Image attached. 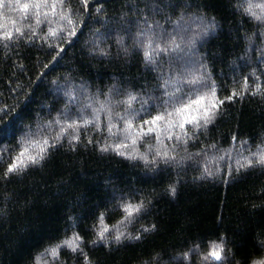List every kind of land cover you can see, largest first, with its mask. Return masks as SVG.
<instances>
[{"label": "trees", "instance_id": "16d2710c", "mask_svg": "<svg viewBox=\"0 0 264 264\" xmlns=\"http://www.w3.org/2000/svg\"><path fill=\"white\" fill-rule=\"evenodd\" d=\"M8 2L4 0V7L0 8V33H13L9 39L0 35V126L5 129L0 133V264H85V257L91 264H212L203 259L210 245L219 242V235L231 237L236 232L243 233L236 236L237 244L242 246L230 244L229 247L237 253V259L259 256L264 251L258 247L257 240L258 234L264 239V210L259 209L264 204V169L242 168L239 174L235 171L250 152H257L258 146L264 148V59L261 56L264 25L250 14L242 15L244 8L252 4V11L264 16V8L259 7L264 0H183V4L191 7L183 9L181 5L174 14L171 10L156 14L152 0H89L90 7L84 8L83 0H56L54 12L52 0H48L49 7H42L39 16L31 8L27 13L19 8L10 10ZM237 5L241 6L237 8ZM89 12L90 18L86 15ZM122 15L134 25L147 18L157 33L166 30L172 34L171 37L165 34L156 44L164 47L168 42L171 48L170 40L174 39L181 45L180 49H172L163 59L154 56L161 65L155 70L145 64L143 55L151 49L142 48L127 57L118 53L117 39H124L131 51L138 30L133 26L132 34L113 32L104 39L105 20H118ZM213 19L218 27L197 41L195 60L199 63L170 67L169 56L174 60L184 55L180 38L199 32ZM85 20L84 35L74 47L68 48L60 66L53 65L48 49L66 47L68 32L73 27L79 31ZM157 24L163 28H157ZM107 27L111 29L112 25ZM17 28L20 32H16ZM98 38L99 48L106 51L111 48V59L100 58L98 52L88 55ZM200 64L206 69H201ZM44 65L54 70H47ZM45 71L47 76L39 79ZM205 73L215 82L219 98L233 91L237 96L223 105L214 126L202 132L194 146L189 142L185 151L183 143L166 139V122L175 117H167L165 108L170 112L179 105L161 108V100L157 98L162 93L157 85L167 81V92L180 97V103H189L199 96L210 95V87L189 83L199 81ZM66 77L72 81L68 87H64ZM82 81L86 84L83 96L77 87ZM113 85L122 91L111 95L109 105L105 95L96 93L99 89L107 94ZM70 88L76 102L65 95ZM128 92L137 96L130 106L140 117L130 121L133 125L130 132L138 137L135 145L125 131L124 121L112 119L111 131L108 128L106 109L123 115L129 105L116 102L127 101ZM86 105L84 119L92 121L95 113V122L88 125L75 115ZM3 110H7V115ZM144 111L164 117L155 126L159 142L157 133L144 136L137 129L141 119L148 118ZM68 112L72 113L71 120L64 115ZM193 130L190 125L186 127L189 134ZM174 131L179 134L180 130ZM237 133L238 141L233 143L232 136ZM77 135L79 146L71 151L69 144L77 143L72 139ZM89 139L100 144H124L122 150L130 153L168 151L184 160L170 174L162 172L144 184L132 181L136 187L155 189L158 195L155 209L148 216L125 225L119 223L123 213L115 201H105L112 188L126 189L129 178L143 176L147 170L142 162L133 167L131 161L114 153H100L87 144ZM240 141H247V146L242 147ZM54 143L58 147L48 152L42 166L8 174L9 163L26 161ZM213 144L215 148L211 147ZM189 153L200 155L187 159ZM229 166L236 182L221 180L227 178ZM205 170L214 173L215 178L193 179ZM177 171L181 183L173 199L164 195L163 190L177 179ZM100 213H104V223L112 235L114 228L133 235L142 225L155 224L157 228L138 243L127 242V246L106 247L99 241L93 245L100 227ZM221 216L224 223L218 225ZM69 217L74 219L70 221ZM75 234L83 238L79 244L82 252L73 251ZM194 246L199 251L190 252L187 259L180 256Z\"/></svg>", "mask_w": 264, "mask_h": 264}, {"label": "snow or ice", "instance_id": "6c2138e0", "mask_svg": "<svg viewBox=\"0 0 264 264\" xmlns=\"http://www.w3.org/2000/svg\"><path fill=\"white\" fill-rule=\"evenodd\" d=\"M106 2V0H105ZM55 5L56 0H52V10L55 11ZM181 5H183V9H187L188 7H191L190 4H183V0H152L151 6L155 9L156 14H163L166 11L171 10V12L174 14L176 10L181 9ZM241 5H237V8H239ZM4 7V0H0V8ZM7 7L11 10L13 8H19L24 13H27L29 9H34L36 12V15H40L41 8H48L49 3L48 0H15L13 4V0H9ZM82 8L84 7H90L89 0H83V3L81 5ZM146 8L148 5L145 6ZM259 7L264 8V4L259 5ZM253 5L249 4L248 7L244 8V12L242 15H249L251 18H254L258 20L262 25H264V16H258L255 12L252 11ZM103 11V9H100ZM137 10H139L137 6ZM86 15L91 16V13H87ZM168 20L171 19V16L167 17ZM180 19H183V15L180 17ZM105 32L107 33V36H104V39H108L111 37L113 32L119 33L121 31L132 34L131 29L133 26H137V32L134 34L133 39V45L131 47V51L129 50V47L126 45V41L124 39H117L116 41V47L119 52H122L124 56H130L133 52H137L142 48L145 49H151L144 51V60L145 64L150 66L153 70H155L160 65V59H163L166 54L170 53L172 49H180L181 45L177 44L174 39L170 40L171 48L169 47V43L165 42L164 47H161L159 44H156L155 41L157 39L163 40L165 34H167L169 37L172 36L170 33H166V30L157 33L156 28H154L152 25L148 24L147 18H141L137 21L136 25H134L131 21L127 20L125 16H121L118 20H105ZM108 24L112 25V28L109 29L107 27ZM142 24L145 27L140 28L139 25ZM87 27V20L84 21V23L80 26V30L77 31L75 27L72 28L71 31L68 32V36L66 39L68 40V44L64 48H60L59 50L56 47H50L48 49V54L51 55V63L53 65L60 66V61L64 59V56L67 55L68 48L74 47L80 40V37L84 35V29ZM157 28H163L162 25L156 26ZM218 27L215 19L212 20V22L208 25H206L204 28H202L199 32L194 33L192 36L187 37L186 39L184 37H181V41L184 45V55L182 57L173 58L171 56L168 57V63L170 67L175 64L176 66H182L192 63H199V61L195 60L197 52V41L201 40L204 36L208 35L209 31H214L215 28ZM16 32H20V29L17 28ZM96 32H99V30H96ZM55 35V33H53ZM4 39H9L12 37L13 33L11 31H4L3 33H0ZM95 35V33H93ZM61 36H63V33H61ZM101 41L99 38L97 40L93 41V44L96 45L92 49L89 50L88 55L94 56L99 53L100 58L103 59H111L110 52L111 48H109L107 51L103 48H99V43ZM155 45V47H153ZM87 46V43L86 45ZM55 53L54 55H52ZM155 57H159L160 59H154ZM262 59H264V52L261 53ZM201 60L204 59L203 56L200 57ZM66 66V65H64ZM201 69H206V66L204 64H200ZM44 68L47 70H54V68H50L49 65H44ZM77 69H73L72 71H76ZM48 72L45 71L39 79L43 80L44 76H47ZM113 79L115 77H112ZM161 79H163V74H161ZM53 83H57L56 81H53ZM72 81L69 77H66V84L64 87H68L71 85ZM193 86L198 87H210L211 92L208 96H199L197 97L196 101L189 102V103H180V97L175 96L173 94H170L166 90L167 81H165L164 84H158L157 90L161 91L162 95L161 97H158L157 99L161 100L160 107L165 108V105L172 106L174 104H178L179 106L173 107L172 111H167L165 108V114L167 117H175V119H168L165 125V131L168 132V135L166 139L169 140H176L177 142L183 143L185 147V151L187 150V147L189 145V142L193 143V146L195 143L199 142V136L202 132H206L209 130L210 126H214L215 121L218 119V117L222 114L221 109L223 105L226 102H232L234 99H236L237 93L233 91L230 95H227L223 97L222 99L219 98L217 95V89L215 82L210 81L209 76L207 73H205L204 77L201 78L197 82H189ZM245 84H247V78H245ZM79 89V93L81 96L85 95L86 93V84L85 82H81L79 86H77ZM131 87H135V84H131ZM141 88L144 86L141 85ZM122 89L116 85H113L110 87L109 93H101L100 90H97L96 95H105L106 101L111 105V95L116 93L118 94L121 92ZM255 94V93H254ZM65 95L68 96L69 100L72 102H76L77 97L73 94L71 88L69 91L65 92ZM128 99L127 101H117L116 103H127L129 107L125 111L123 115H120L118 113H112L110 108L106 109L108 112L109 117V123L108 128L109 131H111V120L117 119L125 122L126 128L125 131L129 135H131L132 144L135 145L138 137L133 135L130 132V129H132L133 125L130 123V121L135 120L137 118H140L134 108H131V102L137 99V96L134 95L132 92L126 93ZM242 97V93L240 94ZM89 100H91V97H89ZM193 103L197 105L195 113L192 111V105ZM88 105L85 106V108L81 109L80 111L76 112V116L83 120V123L85 125H88L89 123L95 122V113L93 112V120L89 121L87 119H84L83 112L86 110ZM4 114L7 115V110H3ZM64 115L71 120L72 119V113H64ZM144 116H147V119H141V123L139 126H137V129L140 131L141 135H149L152 133H157V140L159 142V134L158 130L155 127L159 122H161L164 117L161 114L152 115L150 111H144ZM191 126L194 130L189 134L186 131L187 126ZM179 129V134L175 133V129ZM4 127L0 126V133L4 132ZM73 140L77 141V143H71L69 144V150L75 151L79 146V136H73ZM264 140V138H262ZM233 143H236L238 141V133L234 134L232 136ZM247 141H240V144L242 147L247 146ZM87 144H90L93 146L95 150H98L100 153H114L115 156L120 157L124 159L125 161H131L133 164V167H136L140 162L143 163V168L146 169L143 173V176L139 177H131L129 178V184L126 186V189L122 188H112L110 194L108 195L105 203L115 201L116 207L123 213V218L119 223L122 224H130L134 223L135 221L141 219L142 217L148 216L154 209L156 204V197L157 193L155 189H147L144 187H136L133 185L132 181H136L137 183H147L149 179H155L156 175H159L162 172H171L172 168H180L183 164L184 158L177 159L175 155H170L168 151H161L157 150L155 153H148V154H142V153H130L127 151H124L122 149H125L124 144H100L98 141H93L89 139L87 141ZM57 144H52L48 149H41V152L39 155H33L29 156L26 161H20L17 163L15 160L12 163H9L7 165L8 174L14 173L16 171L21 170L23 168L26 170L30 166H42L43 163L46 162L48 158V152H50L52 149L57 148ZM212 148H215L216 145L213 144L211 146ZM203 151H207V149H204ZM194 155H200V154H191L189 153L187 156V159H192ZM151 157V158H149ZM245 160V163L243 165L238 166L235 171L237 174L240 173L241 169L251 170L256 167H260L264 169V148H261L258 146L257 152H250L247 157L243 158ZM233 169L231 166H229V171L227 174V178L221 177L222 182L228 183V182H236L235 178L232 175ZM8 176L6 175V179ZM206 178H215L214 173L209 172L207 170L203 171L201 175L193 177L194 180H202ZM105 183H110V181H105ZM181 183V180L179 178V171H177V179L174 180L172 183L168 184L167 187L163 190V194L166 196H169L173 199L177 196L179 184ZM105 191H107L105 189ZM98 207V206H97ZM260 210H264V204L259 206ZM256 206L253 207V211H256ZM74 218L69 217V220L72 221ZM98 220L100 222L99 230L97 231V240L92 241L93 245H95L98 241L102 242L104 246H110L111 244H116L119 246H127V242H140L145 238L146 235L153 233L156 231L157 226L155 224H151L147 227L141 226L139 229H137L136 234L133 235L130 232L127 231H120L119 228H114L113 231L115 232V235H112L109 232L108 226L104 223V213H100V216L98 217ZM224 223V217L221 216L218 218V225H223ZM264 231V230H262ZM243 235L242 232H236L233 233L231 237L227 235H219L218 236V243L213 242L208 251L204 254L203 259L205 261H211L212 264H264V251L260 253L259 256L255 255H247V256H241L239 259H237V253L233 250L232 247H229V245H235L236 247H241V244H237L236 236ZM258 240V247L260 249H264V239L259 238V234L257 236ZM83 242V238L80 237L78 234H75V244L72 245L74 252H82V249L79 248V244ZM69 243L71 244L72 241L70 240ZM192 251H199L197 247L189 248L188 251L180 253V256H182L184 259H187L189 256V253ZM85 264H91V261L85 257Z\"/></svg>", "mask_w": 264, "mask_h": 264}, {"label": "rangeland", "instance_id": "374dc122", "mask_svg": "<svg viewBox=\"0 0 264 264\" xmlns=\"http://www.w3.org/2000/svg\"><path fill=\"white\" fill-rule=\"evenodd\" d=\"M0 22H2V19H0ZM191 102H194V101L191 100ZM196 107H197V105H195V104L193 103V105H192V111H193V113H195V111H196Z\"/></svg>", "mask_w": 264, "mask_h": 264}]
</instances>
